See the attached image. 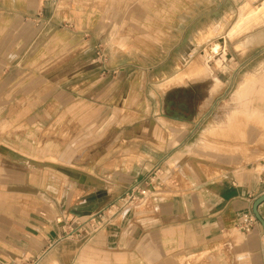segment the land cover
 <instances>
[{
  "label": "crops",
  "instance_id": "0c3cea01",
  "mask_svg": "<svg viewBox=\"0 0 264 264\" xmlns=\"http://www.w3.org/2000/svg\"><path fill=\"white\" fill-rule=\"evenodd\" d=\"M231 1L0 0V105H6L0 120L25 128L0 134V264H183L185 257L193 264H264L261 226L245 227L252 201L264 193V160L258 172L166 202L159 224L93 229L94 218L86 220L117 199L116 189L74 191L70 181L60 192L50 177L41 186L37 143L46 125L49 135H75L104 118L105 93L115 96L121 78L168 65L177 70V56L190 49L194 33L220 22L218 9ZM98 46L107 57L103 65L94 62ZM245 82L242 77L243 111L258 114L250 98L259 90L255 81ZM10 104H17L15 115ZM74 198L93 201L74 211ZM258 211L264 219V202ZM74 218L85 223L75 226Z\"/></svg>",
  "mask_w": 264,
  "mask_h": 264
},
{
  "label": "rangeland",
  "instance_id": "374dc122",
  "mask_svg": "<svg viewBox=\"0 0 264 264\" xmlns=\"http://www.w3.org/2000/svg\"><path fill=\"white\" fill-rule=\"evenodd\" d=\"M258 7H264L263 0L224 4L217 11L220 22L194 33L190 49L177 56V70L168 65L144 76L138 73L133 80L121 78L115 96L105 93L104 118L82 132L49 135L47 125L41 128L37 143L41 186L50 177L60 192L70 181L74 191L84 185L116 189L117 199L86 220L94 218L95 229L121 222L159 224L157 216L171 199L190 193L194 187L207 190L209 183L218 179H239L247 172H258L259 162L264 160V118L256 117L264 116V19L259 24L251 20L259 18L262 9ZM252 12L257 15L251 17ZM244 18L248 19V29L230 37ZM219 38L229 54L223 62L227 69L223 82L215 81L205 51ZM94 62L107 63L99 46ZM242 77L245 85L247 81L256 83L259 94L251 96L256 100L250 104L261 108L258 114H232L245 108L241 95L237 98L234 93ZM5 107L0 105V112ZM8 111L15 115L17 104L8 105ZM18 122L0 120V134L24 130ZM0 144L5 140L1 138ZM96 177L101 180L99 185ZM4 186L0 176V190ZM84 205L74 198V211ZM60 220L58 217L56 222ZM82 223L81 218L74 220L75 226ZM182 262L193 264V258L185 257Z\"/></svg>",
  "mask_w": 264,
  "mask_h": 264
},
{
  "label": "bare ground",
  "instance_id": "6f19581e",
  "mask_svg": "<svg viewBox=\"0 0 264 264\" xmlns=\"http://www.w3.org/2000/svg\"><path fill=\"white\" fill-rule=\"evenodd\" d=\"M258 8L262 9V10H260V12H258V13H260L259 18H252L251 19L253 22H257V24H259L261 22V19H264V7H258ZM252 13H254V14H250L251 17L256 14L255 12H252ZM262 22H263V20H262ZM248 24H249L248 19L244 18V20L233 29L232 34H230V37H233V36H235L238 33H242L244 31H246L248 29ZM213 28H214V25H213ZM197 42H199V41H197ZM205 51L209 55V58L211 60V64H210V67H211L210 70L211 71L210 72L215 74V77H216V78H214L215 81L216 82H223L224 81V76L227 74V69L224 66L223 62L226 61L229 58V54L224 48V43H223L222 38H219L218 40L212 41L211 44L208 45L205 48ZM199 71L202 72V69H199ZM241 91H242L241 82H239L238 83V88H237V90L235 92V97L239 98V96L241 95ZM240 98H241V96H240ZM236 113L246 114L242 110L232 111V114H236ZM234 116H236V115H234ZM233 118L234 117H232V119Z\"/></svg>",
  "mask_w": 264,
  "mask_h": 264
},
{
  "label": "water",
  "instance_id": "95a60500",
  "mask_svg": "<svg viewBox=\"0 0 264 264\" xmlns=\"http://www.w3.org/2000/svg\"><path fill=\"white\" fill-rule=\"evenodd\" d=\"M264 202V193L256 197L251 204V214L254 217L255 221L259 223L263 232H264V219L260 216L258 207Z\"/></svg>",
  "mask_w": 264,
  "mask_h": 264
},
{
  "label": "built area",
  "instance_id": "2783aa9c",
  "mask_svg": "<svg viewBox=\"0 0 264 264\" xmlns=\"http://www.w3.org/2000/svg\"><path fill=\"white\" fill-rule=\"evenodd\" d=\"M245 218H246L245 227H249L251 224L256 222L254 217L252 216V214H249V215L245 216Z\"/></svg>",
  "mask_w": 264,
  "mask_h": 264
}]
</instances>
